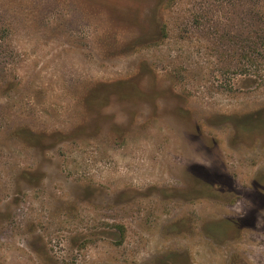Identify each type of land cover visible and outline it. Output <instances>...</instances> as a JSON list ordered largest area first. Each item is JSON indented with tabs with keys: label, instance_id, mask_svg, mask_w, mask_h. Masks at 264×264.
Returning a JSON list of instances; mask_svg holds the SVG:
<instances>
[{
	"label": "rangeland",
	"instance_id": "1",
	"mask_svg": "<svg viewBox=\"0 0 264 264\" xmlns=\"http://www.w3.org/2000/svg\"><path fill=\"white\" fill-rule=\"evenodd\" d=\"M160 1L0 0V264H264L255 0Z\"/></svg>",
	"mask_w": 264,
	"mask_h": 264
},
{
	"label": "trees",
	"instance_id": "2",
	"mask_svg": "<svg viewBox=\"0 0 264 264\" xmlns=\"http://www.w3.org/2000/svg\"><path fill=\"white\" fill-rule=\"evenodd\" d=\"M220 1L222 2L223 0ZM163 2H167L168 4L170 0H161L157 6V9L161 8L162 4H164ZM250 8L251 9L249 10V12H247V16L250 18V20H253L250 24L249 22H247L246 25H262V29L260 30V33L258 35L256 34V40L252 41L250 39H246L244 42H242V44L240 43V41L238 43L239 48L237 49L236 54L237 56H239L238 60L242 62V65H240L241 72L245 75L252 74L260 69L259 64L264 60L263 58H261V56H263L264 54V0L253 1V6ZM202 19V15H197V21L200 22V20ZM209 21L211 22L210 25H220V22L213 18L209 19ZM260 118L261 120L259 122L264 123V119H262V116H260Z\"/></svg>",
	"mask_w": 264,
	"mask_h": 264
}]
</instances>
